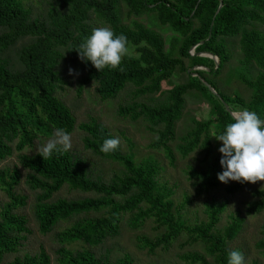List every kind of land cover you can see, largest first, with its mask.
<instances>
[{
	"label": "trees",
	"instance_id": "1",
	"mask_svg": "<svg viewBox=\"0 0 264 264\" xmlns=\"http://www.w3.org/2000/svg\"><path fill=\"white\" fill-rule=\"evenodd\" d=\"M122 1L129 7V14L146 15L167 27L172 33L167 55L163 51V38L149 27L136 24L134 29L127 30L121 24L119 0H62L61 6L50 7L41 16H33L20 0H0V162L11 156L13 149L18 152V162L27 171L24 183L36 192L33 214L41 234L51 233L60 221L75 218L69 228L55 235L60 245L55 251L60 264H132L127 256L110 260L87 250L72 251L63 246L78 241L88 246L102 244L119 234L125 214L130 215L128 226L133 230L148 220L161 230L154 241L146 237L137 239L139 248L148 249V253H154L156 248L168 249L186 235L189 242L201 244L205 253L183 256L185 261L228 264L227 243L240 232L241 220L218 230V215L223 208L217 207L209 210L206 222L186 225L175 214L169 199L170 189L159 184L158 166L154 161L136 165L132 156L122 154L119 149L102 153L103 141L113 138L108 129L95 120L76 126L75 117L54 95L56 84L61 80L56 66L63 52L79 57L77 50L91 35L89 21L94 15L117 35L126 34L131 43L141 44L142 49L137 57L125 56L117 69L106 67L99 72L91 62L83 61L85 75L78 81V94L86 85L94 83L102 100L113 99L131 85L137 98L158 92L176 66L184 73L193 67H203L187 73L188 82L174 85L164 101L155 105L132 102L120 106L118 115L131 121L146 120L148 129L156 134L150 147L169 152L168 143L175 139L186 96L199 93L211 105L210 117L205 121L194 120L192 129L180 137L177 150L182 157L200 151L208 158L213 152L211 132L214 136L222 134L226 126L234 122L231 113L247 109L264 119V30L256 26L264 22V0ZM22 40L25 42L15 48ZM235 40L247 73H251L250 68L256 70L252 78L237 74L250 92L247 99L238 94L229 95L225 84L216 79L231 59L228 45L233 46ZM192 48L194 55L189 53ZM174 51L177 57L172 56ZM200 53L212 54L218 63L208 56H198ZM183 59L189 61L188 67ZM57 128L68 133L75 128L82 131L85 134L83 148L100 158L117 162L124 173L104 181L93 177L70 151L53 152L47 159L38 153H21L33 145L39 134H49L51 129ZM221 158V154L214 156L197 173L199 192L218 186V174L223 171ZM20 182L21 173L17 169L0 170V189L10 201L0 209V263L5 255L19 249L25 239L23 234L30 233L26 217L13 212L26 205L25 197L15 192ZM248 185L250 183L234 182L225 191L233 195ZM63 186L95 196L53 201V195ZM251 195L253 200L248 202L246 213L264 211V188L254 189ZM98 212L100 216L88 217ZM256 247L264 250V229ZM8 264H50V257L41 249L37 254L15 258Z\"/></svg>",
	"mask_w": 264,
	"mask_h": 264
},
{
	"label": "rangeland",
	"instance_id": "2",
	"mask_svg": "<svg viewBox=\"0 0 264 264\" xmlns=\"http://www.w3.org/2000/svg\"><path fill=\"white\" fill-rule=\"evenodd\" d=\"M62 0H20L23 7L28 9L33 16L44 15L50 7H58ZM119 17L121 24L127 30L134 29L136 24L149 27L152 31L159 34L163 40V51L167 55L170 49L169 37L172 33L166 26L159 25L154 18H147L146 15L135 16L129 14V7L124 1L119 0ZM93 30L99 26H109L103 20L91 15L89 21ZM152 24V25H151ZM259 29L264 30V22L256 23ZM127 37V35L125 34ZM128 39V38H127ZM237 40V39H236ZM235 40L233 46L228 45L231 53V59L226 64L222 73L216 79L224 83L226 92L229 95L238 94L244 99L249 97V90L237 78L238 73H244L246 76L254 77L256 70L250 68L251 73L242 65L240 51ZM129 41V39H128ZM25 40L19 41L15 48L23 44ZM141 44H133L129 41V55L137 57L140 55ZM190 55H194V49H190ZM198 56H208L200 53ZM173 57H177V52H172ZM211 58V57H210ZM215 64L217 59H213ZM185 67H188L189 61L183 59ZM73 74H69V70ZM204 69L203 67H193L186 73L178 71L177 66L170 77L161 83L160 90L154 94H147L134 98V88L128 85L115 98L102 100L96 92V84L86 85L80 94L77 93L78 81L85 75L83 61L79 57H74L67 52H63V57L58 60L56 70L60 81L57 82L54 89V95L58 98L72 113L76 120V126L80 123L95 120L102 123L115 137H119L121 143L119 150L124 155H130L136 165L143 164L146 161H154L158 166L157 179L160 185L170 189L169 199L172 201L175 214L188 226H195L208 220L209 210L211 208L222 207L223 211L218 215L219 221L216 228L222 231L233 221L241 220L240 232L227 243V250H239L245 257L246 264H264V250L256 247V243L263 238L264 229V211L258 214H247L246 206L253 200L251 195L254 189L264 188V182L250 184L243 190L230 195L226 193L225 188L233 184L229 181L227 184L218 181V186L208 192H199V177L197 173L203 170L214 156L220 155L218 151L222 147V142L218 141L211 132L213 152L208 158L200 151H195L186 157H182L177 145L180 143V137L185 135L193 127V121H205L210 117L211 105L201 97L199 93H189L185 98V108L181 119L176 124V136L174 141L168 143L169 152L160 148L154 149L150 145L156 138V134L148 129L146 120L139 118L131 121L127 117L118 115V108L132 102H142L148 105H155L164 101L169 89L176 84L188 82L187 73L194 70ZM240 110V109H237ZM55 129H51L49 134H39L34 140L33 145L26 147L21 153L33 155L38 153V149L52 138ZM72 138L71 154L81 160L86 170L93 176L108 181L114 175H122L123 167L117 162L100 158L90 151L83 148V138L85 134L75 128L69 133ZM14 147V144L12 145ZM18 152L13 149L12 155L0 162V170L12 172L17 169L21 173V182L15 188L17 195L25 197L26 205L13 210V212L23 215L27 219V226L30 233L23 234L25 239L19 249L12 254L4 256L0 264H8L15 258H22L25 255L37 254L43 249L50 257V264H60L55 254L56 249L60 247L56 240V233L69 228L75 221V218L69 221H60L51 233L41 234L38 231V225L34 218L33 210L35 204L36 192L30 190L24 183V177L27 171L21 167L17 159ZM92 193H82L71 190L67 186L53 195L52 200L58 199H78L82 197H93ZM10 203L4 192L0 189V209L5 204ZM101 212L90 213L88 217H98ZM129 214L122 216L119 234L115 237L107 238L102 244L97 246H88L78 241L64 244L66 249L77 251L87 250L96 256L107 257L110 260H117L123 257H129L132 264H190L183 259V256L190 254H203L204 250L201 244L189 242L186 235L178 238L168 249L156 248L154 253H148V249H141L138 246L137 239L146 237L154 241L161 230L156 229V224L151 220L146 221L140 228L131 229L128 226ZM210 260L209 257H207Z\"/></svg>",
	"mask_w": 264,
	"mask_h": 264
},
{
	"label": "clouds",
	"instance_id": "3",
	"mask_svg": "<svg viewBox=\"0 0 264 264\" xmlns=\"http://www.w3.org/2000/svg\"><path fill=\"white\" fill-rule=\"evenodd\" d=\"M81 61L91 62L99 72L104 68L117 69L125 56L129 55V41L124 34L117 35L110 26H99L79 45L77 50ZM123 71V68H120ZM73 74V70H69ZM233 123H229L222 134L214 136L222 142L218 149L221 153L220 165L223 171L218 180L256 184L264 182V119L255 111L237 110L232 114ZM119 137L103 141L100 151L105 154L119 149ZM72 149L71 135L63 128L54 130L52 138L38 149L44 159L53 152H67ZM228 264H246L239 250L228 254Z\"/></svg>",
	"mask_w": 264,
	"mask_h": 264
},
{
	"label": "water",
	"instance_id": "4",
	"mask_svg": "<svg viewBox=\"0 0 264 264\" xmlns=\"http://www.w3.org/2000/svg\"><path fill=\"white\" fill-rule=\"evenodd\" d=\"M209 57H211L212 59H217V57L213 56L212 54H208ZM213 93H215V91L211 88V87H208ZM225 108L226 110H228L227 106L225 105ZM233 113H231V116H232Z\"/></svg>",
	"mask_w": 264,
	"mask_h": 264
}]
</instances>
